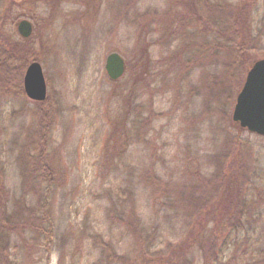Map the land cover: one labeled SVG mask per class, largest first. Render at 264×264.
Returning a JSON list of instances; mask_svg holds the SVG:
<instances>
[{"label": "rangeland", "instance_id": "1", "mask_svg": "<svg viewBox=\"0 0 264 264\" xmlns=\"http://www.w3.org/2000/svg\"><path fill=\"white\" fill-rule=\"evenodd\" d=\"M4 5L10 9L7 31L20 34L23 17L34 21L32 35L25 38L35 51L32 60L43 65L47 97L55 105L50 145L62 178L52 204V244L47 247L44 236L32 230L22 233L2 225L0 214V264L160 263L154 251L169 252V244L187 232L191 215L185 197L199 192L197 170L210 178L221 168L241 167L255 176L258 189L253 191L264 195V135L232 117L247 70L238 87L231 71L226 73L229 51L223 49L216 61H203V44L227 45L224 28L194 26L171 33L187 22L171 16L174 6L186 8L185 0H0V9ZM252 15L254 59L264 56V0L255 2ZM112 51L127 62L119 79L106 69ZM199 52L195 65L183 64ZM41 101L26 91L0 90V182L9 192V212L22 210L15 196L36 184L30 171L36 148L32 128L38 127L33 109ZM136 117L144 120L140 136L133 126ZM236 136L239 149L244 148L240 162ZM153 173L163 185L171 182L170 197L155 187ZM175 186L190 195L179 194ZM133 207L144 243L126 225ZM261 218L254 220L257 228L243 229L222 245V263L231 257L233 263L245 262L246 252L263 247L254 245V234L264 228V214ZM6 221L13 224L14 215ZM201 252L195 247L190 255L202 263Z\"/></svg>", "mask_w": 264, "mask_h": 264}, {"label": "trees", "instance_id": "2", "mask_svg": "<svg viewBox=\"0 0 264 264\" xmlns=\"http://www.w3.org/2000/svg\"><path fill=\"white\" fill-rule=\"evenodd\" d=\"M181 1L184 4V0ZM185 1L187 2L186 8L174 6L171 16H175L180 22L187 19V22L175 26L171 33H180L187 27L194 26L205 29L217 27L218 30L224 28L228 32L226 33L228 38H230L227 45L226 43L203 44L202 50L205 54L203 61H216L221 58L223 49H226L224 52L229 51L226 73L229 74L231 71L230 78L232 80V76L235 77L239 87L242 84L244 73L253 60L251 48L254 45L250 43L253 38L252 11L257 0ZM9 12L10 9L7 5L0 9V20L6 18L4 23L0 24V90L3 93L16 94L25 92L23 78L35 51H33L28 38L20 36L17 31L6 30L5 23H7ZM201 52L197 56L188 57L189 59H185L186 61H180L184 65H195ZM206 52L210 53L207 58ZM222 58L224 60L225 55ZM39 103L40 105L33 109L34 116L36 115L35 117L38 119V127L32 128L33 139H36V148L31 153L30 159L31 178L36 180V184L34 187L24 188L20 196H15L18 209H22V214L26 210L24 216H19L21 211L19 213L8 211L9 192L5 183L0 182V214L2 225L11 226L13 230L22 233L25 230H32L36 236H44L43 241L49 247L52 244L55 229L52 204L62 178V172L56 149H52L50 145V129L55 119L52 111L55 105L52 106L49 96ZM127 116L123 121L125 132L129 131L126 128L128 127ZM140 122L144 123V120H138L137 117L133 121L137 135L140 134ZM239 128L242 130L241 127ZM235 139L237 141L236 161L240 162L243 160V156L241 157L240 154H244V148L243 150L239 149L241 148L239 136H236ZM196 176L195 186L199 192L193 197H185L190 203L188 209L191 215L187 232L180 241L169 244V252L158 250L161 247L154 251L153 255L160 262L157 264H264V240L261 237L264 228L262 232H259V235L254 234V245L262 244V248L257 247L246 252L245 262L233 263V257H231L227 263H222L225 250L222 245L232 240L233 234L239 237L243 229L257 228L254 220L261 218L264 214V195L260 191H257L259 194L253 191V189H258L255 186V176L250 174L249 170L244 173L238 166L235 171H225L224 168H221V170L211 173L210 178L197 170ZM151 178L155 187H162L161 194L167 198L170 197L169 193L171 189H174L171 182L168 181L163 185V181L155 173ZM148 180L151 182L149 178ZM175 188L179 194L183 193V196L190 195L188 191H181V187L175 186ZM178 198L179 200L182 199L180 196ZM137 213L135 207L129 209L125 221L126 225L133 229L137 235L139 243L140 239L144 243L141 218ZM10 214L14 215V221L11 225L6 221ZM249 235L250 233L246 237L249 238ZM195 247L202 251V263H199V259L195 256L190 255ZM113 254L114 252L109 254L111 258H113Z\"/></svg>", "mask_w": 264, "mask_h": 264}, {"label": "water", "instance_id": "3", "mask_svg": "<svg viewBox=\"0 0 264 264\" xmlns=\"http://www.w3.org/2000/svg\"><path fill=\"white\" fill-rule=\"evenodd\" d=\"M18 31L29 37L34 31V22L23 17L18 22ZM106 69L112 79L121 78L127 69L125 57L119 51L107 55ZM27 95L35 100H45L48 85L42 63L32 60L23 79ZM232 117L234 122L253 132L264 135V56L255 58L248 66L245 81L238 92Z\"/></svg>", "mask_w": 264, "mask_h": 264}, {"label": "flooded vegetation", "instance_id": "4", "mask_svg": "<svg viewBox=\"0 0 264 264\" xmlns=\"http://www.w3.org/2000/svg\"><path fill=\"white\" fill-rule=\"evenodd\" d=\"M34 22V21H33Z\"/></svg>", "mask_w": 264, "mask_h": 264}]
</instances>
